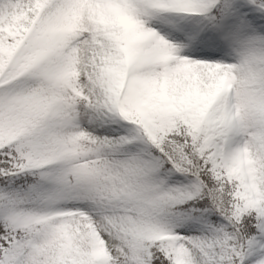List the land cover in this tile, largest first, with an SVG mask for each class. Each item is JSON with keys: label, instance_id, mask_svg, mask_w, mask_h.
Here are the masks:
<instances>
[{"label": "snow or ice", "instance_id": "1", "mask_svg": "<svg viewBox=\"0 0 264 264\" xmlns=\"http://www.w3.org/2000/svg\"><path fill=\"white\" fill-rule=\"evenodd\" d=\"M0 264H264V0H0Z\"/></svg>", "mask_w": 264, "mask_h": 264}]
</instances>
